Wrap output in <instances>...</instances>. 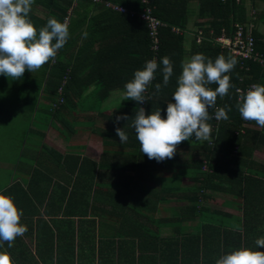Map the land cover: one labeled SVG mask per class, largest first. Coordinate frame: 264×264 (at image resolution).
I'll list each match as a JSON object with an SVG mask.
<instances>
[{"label":"trees","instance_id":"obj_1","mask_svg":"<svg viewBox=\"0 0 264 264\" xmlns=\"http://www.w3.org/2000/svg\"><path fill=\"white\" fill-rule=\"evenodd\" d=\"M112 1L121 2L127 8L136 11L143 6L140 0ZM191 1L197 2V18L202 21L196 22V26L203 34L200 42L193 38L187 51L184 48V34L175 33L171 27L185 29L189 13L188 3ZM35 2L48 11L45 17H39L31 9L29 18L37 30L45 26L50 17L65 22L68 9L73 3L72 0ZM150 3L153 6V14L165 22V26L159 29L157 62L162 67L160 62L165 56L173 62L174 71L168 85L156 93L155 84H163V75L158 69L148 89L150 100L137 104L136 101L124 100L123 97L117 109L111 114L99 112L103 101L114 91L124 92V85L134 78L135 71L143 68L151 57L146 24L136 14L120 13L102 7L99 17L92 20V23H98L94 31L111 33L113 30H108L110 26L104 22L115 18L127 28L129 26L133 28L136 40L131 42V33L125 34L127 36L105 34V45L100 39L97 49L93 48L94 39L91 38L83 40L74 48L78 37L76 29L82 25L85 18H79V26L68 24L69 39L58 50L55 59L34 73H29L30 71L26 69L23 80H13L17 82L18 88L22 89L17 102L22 104L30 119L36 115L48 116L50 123L66 138L69 137L67 131H73L75 125L82 122L81 118L70 119L68 113L77 114L78 110L98 112L106 121V127L98 130L101 135L102 152L99 159L94 160L80 154H59L42 144V151H36L35 154L38 155L28 160L30 164L35 163V166L29 171L26 187L14 178L1 192L11 196L15 204L33 200L44 201L47 213L62 210L67 216L76 214L78 216L76 231L71 223L68 229L70 231L67 230L66 236H62L63 244L58 246H62V250H71L74 253L76 240L78 264H215L221 255L237 248L248 247L264 251V248L255 245L256 239L264 237V163L253 157L254 150L264 149V127H260L255 121H248L249 126H242L243 119L236 107L238 94L235 91L236 88L250 83L264 84V66L253 60H246L241 64L235 57L238 63L228 73L232 85L228 95L223 98L218 96L215 108L209 109V114L213 116V119L208 121L212 129L210 139L182 141L177 145L175 155L171 159L162 162L149 159L142 153L135 129L132 127L135 114L140 107L145 109L146 115L160 108L162 118H166L167 103L172 101V95L178 86L177 80L182 72L186 53L190 57L203 53L213 61L219 55L232 56L215 42L214 38L223 32L231 34L234 22H243L247 19L244 2L150 0ZM83 4L90 7L93 3L90 0H83L78 3L79 6L73 7V10ZM260 18L264 23V10ZM256 35L254 31V36ZM255 49L264 56V43L255 39ZM3 77L4 75L0 74V80ZM90 85H98L99 88L94 96L86 99L85 90ZM207 87L215 89L217 85L211 84ZM59 88L61 92L58 91ZM226 105L231 109L228 111L226 108L228 119L217 121L214 118L216 109ZM122 114H126L128 120L116 122V116ZM117 127L122 128L128 135L126 143L121 144L119 141L115 131ZM28 131L34 132L36 136L44 135L42 131L32 127H29ZM179 147L185 148L187 154L185 159H178ZM165 167L178 170L173 179L174 184L179 183L182 177L192 182V188L188 192H173L175 199L189 202L183 207V214L175 221L177 223L182 218H198L196 232L182 234L177 224L175 234L167 237L152 234L144 228L140 235H136L137 241L122 240L117 244L113 238H96L97 224L94 219L86 220L88 212H106L112 217L117 209H106L101 205L103 202L134 199L151 202L159 199L160 192L138 183L137 180L142 181L151 177L159 184L165 182L166 179L157 173L159 168ZM60 170L62 175L58 172ZM128 170H132L133 174H127ZM209 192H220L235 197L231 201L241 205V214L236 216L220 209H210L204 204L211 198ZM125 216L122 218H126ZM121 223L125 225V229L116 227L113 232L133 236L134 233L126 229L131 227L126 225L127 221ZM83 224L87 225L84 227ZM99 233L103 234L100 228ZM149 238H152L151 242ZM45 242L49 243L48 240ZM135 250L138 252L136 256ZM146 251H152L154 254L158 252L159 255H147ZM65 256L67 257H64V261L67 263L71 261L72 264L73 256Z\"/></svg>","mask_w":264,"mask_h":264},{"label":"clouds","instance_id":"obj_2","mask_svg":"<svg viewBox=\"0 0 264 264\" xmlns=\"http://www.w3.org/2000/svg\"><path fill=\"white\" fill-rule=\"evenodd\" d=\"M34 0H0V74L21 79L27 69L39 70L43 65L55 59L57 52L69 39V25L55 17H50L39 30L29 18ZM87 32L83 33L87 38ZM162 67L156 59L145 62L143 68L134 73V78L124 85V100H134L142 104L151 99L148 89L159 69L163 75V84L156 83L159 93L166 87L173 75V62L168 56L162 58ZM238 63L234 56L219 55L213 59L203 53H197L182 63V72L178 77V86L167 103L166 118H162L157 108L146 115L140 107L135 114L132 127L140 149L149 159L162 162L174 157L177 145L182 141H208L213 119L210 108H215L217 97H225L232 87L228 73ZM216 84L215 89L207 85ZM242 119L255 121L264 127V84H253L242 94L236 105ZM225 107L217 108L214 118L228 119ZM116 122L128 120L126 114L117 115ZM121 144L126 143L128 135L122 128L115 129ZM23 210L18 209L11 196L0 192V242H7L11 248L18 236H23L27 226L21 224ZM255 245L264 248V237L258 238ZM0 264H13L10 254L0 252ZM215 264H264V251L241 247L221 255Z\"/></svg>","mask_w":264,"mask_h":264},{"label":"crops","instance_id":"obj_3","mask_svg":"<svg viewBox=\"0 0 264 264\" xmlns=\"http://www.w3.org/2000/svg\"><path fill=\"white\" fill-rule=\"evenodd\" d=\"M83 2V0H77L75 3H72V6L68 9V15L65 18V21L69 25H77L79 18L83 17L85 18L84 22L80 27L76 29V33L78 34L75 47L80 45L83 40H87L88 38L94 39L93 41V48L97 49L100 42V39L103 40V43L105 45L106 41L105 36L107 34H117L119 36H123L125 34L131 33V42L132 40H136L135 32L132 31V27H128L121 23L114 20H109L108 25L110 26L108 30H113L111 33H108L106 31H94L98 23H92L93 19L99 17V13L102 10V7L110 8L105 6V4L102 2H95L93 0H90L91 6L88 7L85 4H83L80 7H77L76 10H73V7L79 6V2ZM109 1L112 3L122 4L121 2H114L112 0H104ZM236 1V0H235ZM239 1V0H238ZM236 1V2H238ZM244 6L246 8V16L247 19L243 22H249L251 21L253 23L252 33L254 36V31H256V41L264 43V23L263 19L260 18V14L264 10V0H243ZM124 5V4H122ZM125 6V5H124ZM88 8V10H86ZM32 12L39 17H45L47 15V9L40 5L39 3H36L34 0V4L32 5ZM112 9V8H110ZM115 10V9H112ZM117 11V10H116ZM197 11H198V5L196 1H191L188 3V21L186 24L185 29H182L180 33H183L185 36L184 41V48L188 51L191 45V41L194 37H196L197 32V26L196 22L202 21V19L197 18ZM119 12V11H118ZM121 13V12H120ZM238 22V21H237ZM77 23V24H76ZM76 26V27H77ZM89 30H93L92 32H89ZM87 32V38H84L83 33ZM106 34V35H105ZM186 34L188 37H186ZM125 35V36H127ZM135 44V43H134ZM102 45V44H101ZM103 45V46H104ZM136 46V44H135ZM259 52V51H258ZM260 53V52H259ZM262 54V53H261ZM190 59V56H188V53L185 54L184 61ZM32 73V72H29ZM34 73V72H33ZM24 76L21 79L23 80ZM98 85H90L85 90V98L89 99L92 96L95 95V93L98 90ZM124 97L123 91H114L112 92L101 104L99 108V112L104 114H111L117 109L118 103L121 101V99ZM85 114V119H80L82 121L81 123H77L74 127L73 131H67L68 138L65 137L64 134H62L57 128L51 125H47L46 129L43 131L44 135L42 137L39 136L40 140H43L41 143L36 144L35 141L33 144V148L29 149L28 152H26L25 145H21L19 148V155L26 158L33 159L38 154H35L36 151H42L41 147L42 144H45L50 149L55 150L59 154H80L87 156L91 159L98 160L100 157V154L102 152V141H100L101 149L100 154L96 157L90 156L85 154L82 149L77 148L74 143V139H72V136L77 133L78 127L86 128L88 131L94 132L95 130L98 131L100 128H105L106 124L102 127L97 126L96 117L100 116L98 112L96 111H77V114ZM72 114L68 113V117L70 119H73V117L76 114H73L72 117H70ZM38 116V115H36ZM35 116V117H36ZM102 117V116H100ZM103 118V117H102ZM257 128V126H254ZM49 130H53L57 132L56 137L52 135ZM63 130L65 128L63 127ZM191 141L195 140V137L190 139ZM92 143H94V139L88 138L87 146H91ZM180 149H184V147H179L178 151ZM186 152V150H185ZM257 152H263L264 149H256L253 152L254 155L257 154ZM187 157V154L185 156H181L178 152V159L182 160ZM256 159V157H254ZM35 162V160H34ZM20 166L19 168V176L15 179L19 180L24 187H26L28 181H29V171L35 166V163L30 164L27 160H19ZM165 171V172H164ZM60 175H62V171H58ZM157 173L159 176L164 177L166 180L165 182H162L159 184L157 181H153L152 178H147L145 180H137L138 183H142L145 186L151 187L154 190H157L161 194L159 195V199L151 202L141 201V200H128V201H112V202H103L101 205L102 207L106 209H117V212H114V216H109V213L106 212H94L90 211L88 212V215L86 217V220L88 219H94L97 227H96V238L104 237V238H113L117 244L120 243V241H137L138 237L136 235H140L143 232V229L146 228L149 230L152 234H158L161 237H167L171 236L172 234H175V226L180 228V232L182 234L187 233H195L197 228L196 226L199 223V219H187L182 218L181 221L177 222L175 221L176 218H180V216L183 214L182 209L186 205L189 204L188 201L185 200H177L175 199L173 192H179L182 191V188L184 187L185 180H188L186 177H182L179 183L174 184L173 179L175 175L178 173V170L174 169L173 167H165V168H159L157 170ZM127 174L132 175V170H128ZM61 182V178L59 179ZM10 182H8L5 185L0 186V192L7 187ZM37 187V186H36ZM35 187V189H36ZM178 187L177 189H175ZM228 200V201H227ZM234 199H223L221 206H213L209 202H205L204 204L208 206L210 209H220L223 211L230 212L233 215H240V211H236V209H241V205L238 202L231 201ZM99 205V204H98ZM18 209L23 210V215L21 217V224H24L27 226V231L24 233L23 236L16 237L13 246L11 248L8 247L7 242H0V252H6L10 254L13 264H71L64 261V257H67L65 255L73 256V262L72 264H78L77 259V242L75 240L74 250L72 253L71 250H62V236H66L67 230L70 229V224L73 223L74 229L76 231L77 224H78V216L71 215L67 216L66 212L63 213L62 210L56 212V213H47L45 211L46 202H38V201H27L22 202L21 204H16ZM50 207V206H49ZM48 207V208H49ZM237 207V208H236ZM50 209V208H49ZM100 213V214H99ZM118 214V215H117ZM117 215V216H116ZM123 215H126V218H122ZM149 216V217H148ZM123 221H127L126 225H129L131 227H127L126 229H130L131 232H133V236L130 234L127 235H118L114 233L118 227L122 230L125 229V225H123ZM132 221V223H129ZM84 227L87 224H83ZM124 226V227H122ZM117 227V228H116ZM99 228L102 231V235L99 233ZM72 229V228H71ZM50 230V231H49ZM86 230V229H85ZM70 231V230H68ZM128 232V231H127ZM45 233V234H43ZM110 233V234H109ZM50 234L52 236H50ZM113 234V235H112ZM48 235V236H46ZM59 236V239H58ZM47 238V239H46ZM49 241V243L46 244V240ZM152 241V238H149V241ZM39 241V243H38ZM150 241V242H151ZM51 243V245H49ZM38 244L40 247H38ZM116 246V245H115ZM56 247L58 249L56 250ZM129 247V246H128ZM127 248V247H126ZM128 250V248H127ZM62 252L64 254H62ZM138 252L135 250L134 256H136ZM147 255H159V253H153L152 251H146ZM83 264V263H81Z\"/></svg>","mask_w":264,"mask_h":264},{"label":"rangeland","instance_id":"obj_4","mask_svg":"<svg viewBox=\"0 0 264 264\" xmlns=\"http://www.w3.org/2000/svg\"><path fill=\"white\" fill-rule=\"evenodd\" d=\"M186 37H188L187 34ZM5 78L6 76L4 75L0 80V186L7 184L19 176V168L17 169L20 166L19 160H29L19 155L21 145H25L26 152H28L29 149L33 148V141L36 144L43 141L34 132H29L28 128L32 127L43 132L47 125L53 126L48 116L38 115L31 119L27 117L28 114L22 107V104L17 102L18 95L21 94L22 89L18 88L17 82H13L12 78ZM75 117L85 119L86 115L78 113L73 118ZM96 121L98 127L106 124L105 119L100 116L96 117ZM49 132L56 137L57 132L53 130H49ZM57 136L59 137V135ZM91 137L94 139V143L91 146H87L88 138ZM72 139H74L75 146L82 149L85 154L98 158L97 156L100 154L101 149V135L98 131L91 132L86 128L78 127L77 133L72 136ZM178 152L182 157L186 154L184 149H180ZM254 157H256V160L264 163L263 152H257ZM185 181L182 191L188 192L192 188V182L189 180ZM209 194L211 198L207 202L217 207L221 206L223 199L235 198L229 194L220 192H209ZM236 211L241 212V209H236Z\"/></svg>","mask_w":264,"mask_h":264},{"label":"built area","instance_id":"obj_5","mask_svg":"<svg viewBox=\"0 0 264 264\" xmlns=\"http://www.w3.org/2000/svg\"><path fill=\"white\" fill-rule=\"evenodd\" d=\"M75 3L77 0H72ZM95 2H102V0H93ZM143 4L142 8L139 11L129 9L122 4L112 3L109 1H103L105 6L115 9L121 13H128L130 15L136 14L141 20L146 24L147 33L149 36L150 50L152 55L150 59L157 60V53L159 49V29L161 26H165L160 18L153 14V6L150 3V0H140ZM238 1V0H236ZM253 23L249 22H234L233 31L231 34L227 35L223 32L221 35L216 36L214 41L220 44L222 48H225L232 56L238 58L241 61V64L246 60H253L264 66V56L255 49V37L252 33ZM171 30L175 33H180L182 30L178 27H171ZM202 30L197 29L196 32V41L200 42L202 39ZM255 83H250L244 87L236 88V93L238 101L242 94L246 93L247 90ZM61 92V88L58 89ZM62 101V98L59 99ZM242 126H248V121L243 119ZM240 131L243 132L241 129Z\"/></svg>","mask_w":264,"mask_h":264}]
</instances>
